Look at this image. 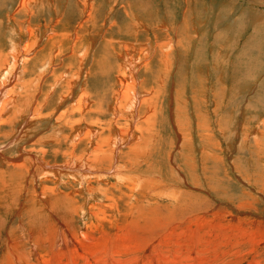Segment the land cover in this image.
Here are the masks:
<instances>
[{
	"label": "bare ground",
	"instance_id": "6f19581e",
	"mask_svg": "<svg viewBox=\"0 0 264 264\" xmlns=\"http://www.w3.org/2000/svg\"><path fill=\"white\" fill-rule=\"evenodd\" d=\"M42 2L43 0H19V6H22V9L19 10L18 14L23 13L29 15V17H35L37 13L42 12ZM89 15L91 18L90 13ZM10 22L15 24L14 21ZM10 24L9 30L11 29L13 34L14 25ZM47 28H44L46 31L43 32L38 27L36 33L34 30L30 32L31 28L29 30L27 28L28 40L23 47L19 48L20 55H18L19 51L15 50V44H9L8 53L0 50V133H5L2 135L5 142L9 141L10 138L19 141V136L16 135L17 131L20 134H27L30 124L41 119L50 118L42 114V102L36 104V101H30L29 104H26V110L23 112L25 105L19 103L20 99L24 100L26 96H30L31 92L29 90L17 94L15 92L16 82L13 83V80H18L23 76V68L27 67L33 60V55L38 54L37 50L40 53L43 52L46 44L49 45L50 43L51 48L48 50L53 49V53L56 51L57 55L55 54V57L63 53L62 50L59 52V48L62 46L64 35H57L53 28ZM9 37H12V35H9ZM43 40H45V43L41 46ZM39 43L41 44L39 45ZM79 43L80 41L76 40L73 52H75V48ZM90 46L88 44L87 47H84L85 53L81 58L70 53L74 55L79 72L76 73L78 70L72 69V67H75L71 64L63 69L67 76L60 74L54 80L57 82L63 81L64 84L61 88L66 90L65 95L61 94L59 105L64 101H74L69 108L70 112H66L68 109L61 114H56V116L52 114V118L56 117L54 119L56 130L64 128L65 132L68 133L65 137H63L64 132L60 135V139L65 138V143L70 141L69 146L72 148L69 152H64L65 155H62L65 160L63 164L68 166L50 165L45 160V149H42L44 151L38 149V153L33 151L34 155L30 153L31 150L24 151L20 149L15 157L10 156L8 158L9 162L12 163V166L7 168L9 175L4 172L0 175V199L2 200L0 207L12 212L16 209L14 207L17 203V208L20 207L18 201L22 199L23 194L28 198L25 207L22 209L24 213L23 223H19V227L15 229L16 232L10 231L11 234H5V239L2 240L3 245L0 244L2 246L0 264H230L231 259L226 260L228 256L232 258L233 264H240L242 262V249L245 248L244 244L246 242L250 243L248 241H254L257 238L255 241H261L264 245V222L257 221L255 215L249 210L257 207V200L247 192H244V196L247 197L245 200H242L238 195H234V202L227 201L230 208L234 207L236 214L225 207H220L217 204L211 206L208 203L206 197L209 193H214L213 190L217 188L214 180L219 177L215 171L209 170L208 164L216 165L220 163L221 168L227 167L220 158L213 154V150H216L215 146L218 143L212 137V132L208 127L209 120L206 121L205 114L193 112L195 119L193 129L192 122H189L187 117L183 116V111L178 104L172 113V120L174 118L173 122L176 129L174 149L177 148L179 154L182 153L183 167L171 164L174 163L172 157H170L171 152L167 155L171 167H168L166 175L162 174L158 168L155 170L156 166H153L154 171L151 170L152 165L149 161H152V151L155 154L157 142L159 141V134L156 131V119L159 114L157 101L161 95L158 93L160 90H157L158 87H156L158 83L155 84L157 89L154 88L152 96L146 97V95L148 96V89H143L142 86L143 91L138 89L139 85L137 86L138 81L135 77V71L142 64L141 59L134 64L127 50H123L124 54L122 53V56L117 57L119 64L116 62L111 63V66L114 67L113 71L117 72L120 78L119 84L121 87V90H118L119 94L114 95L116 102L119 100L120 103L116 105L117 108L114 109V112H112V108L110 109L112 120L109 123L106 122V124L98 121L85 124V109L88 103L92 101L90 100L92 96L84 89L81 94L80 91L78 92L79 95L74 97L72 87L75 89L82 81L81 75L84 76L85 74L83 73L85 69L83 65L84 57L88 55ZM34 50H36V53H34ZM81 50L78 47L76 52ZM104 53L100 65L103 64V61L104 64L100 69L107 71L110 65H108L110 56ZM167 57L163 62L161 60L159 62L160 68H163V70L167 66ZM44 60L34 66L41 68L39 72L44 70ZM50 60L46 61L48 65L51 64ZM95 63L96 67H99L97 60L94 61ZM21 65L23 68H20ZM90 71L91 69L89 74ZM148 73L150 74V72ZM165 73L169 74L168 71H165ZM122 80L125 81L122 82ZM33 81L34 79L25 83L23 79L21 87L26 86L24 90H27L28 86H32L30 83ZM35 93L32 95H35ZM69 94L72 95L68 99ZM32 95L30 98H32ZM179 101L181 102V100ZM58 109L60 110L61 107ZM99 110L101 111L99 115L107 113V110L102 107ZM10 112H12L11 115ZM29 113L31 117L27 118L28 120H21L28 117L27 114ZM75 114H78V119H75ZM246 122L247 119L244 120L242 126H245ZM261 126L263 127L262 130L257 131V129H254L249 135L248 133H242L240 137H242L241 144L247 147L246 141L253 134L251 141H254L256 155L264 158V121H262ZM188 127L196 133L198 138L200 147L196 151L198 153V167L202 170V172L200 171L201 175L195 167L191 153H187V147L191 145L190 134L188 135L186 132ZM219 131L222 134V131ZM43 140L46 142V139ZM230 140L234 141V138L231 137L228 141ZM44 141L38 140V143ZM85 141L87 145L89 144L88 148L90 147V150L86 149L84 152L76 154L74 148H77L81 143L83 145ZM249 147L251 146L249 145ZM125 149L127 150L124 151ZM0 150L2 151L1 148ZM185 151L186 154L183 155ZM190 152H192V149H190ZM225 154L227 153L225 152ZM138 162L140 163L137 164ZM26 165H30V168L34 169L30 172H24ZM141 165L149 166L142 172L139 168ZM228 165L238 175L237 177L240 179L238 181H243L242 175L237 171L238 167ZM158 167L160 168V166ZM213 169L215 170V168ZM32 171L40 172V180L38 185L34 184L38 189L28 191L25 185H22V182H27L26 177L30 176ZM225 172L227 171H223V176L229 178L230 175ZM52 173L53 175H51ZM47 175H50L51 179L53 177L54 181L56 179V183L50 178L48 180ZM65 176L69 178L72 176L76 178V181L79 180L78 186L79 188L81 186L83 190L85 188V195L79 193L78 189H74L73 186H69L70 189L63 188L64 191L60 185H64L62 178ZM228 178L221 179L228 181ZM111 179L119 182V186L110 184L108 188ZM219 181L222 180L219 179ZM243 185L248 192L254 193L249 188V184L243 183ZM193 193L195 195L191 199ZM114 195H117V197ZM10 198L13 201L7 200ZM98 198L103 200L101 204ZM145 199V204H141V200ZM91 200H97V202L94 204L87 203V201L93 202ZM156 200L165 202L166 209L163 210V206L159 209L156 208L155 205L158 202ZM152 201L154 203H152L151 208L150 203ZM171 203H174L172 209L168 207ZM119 205L123 206L121 210L117 209ZM225 206L227 207V204ZM214 209L217 211L211 212ZM19 210L21 214V209L19 208ZM240 211L249 212L250 214L243 213L244 218L240 221L238 219ZM78 213H87L92 217L91 220L97 224L88 222L83 231L78 232L76 226ZM109 213L115 215V217L112 215L113 221L110 223L109 221L112 219H109ZM132 213L136 214L131 219ZM104 223H107L108 226ZM2 233L4 232H2L0 223V234ZM248 253L252 254L254 251L249 250ZM254 259L252 258L249 264H260L259 258L258 262H255Z\"/></svg>",
	"mask_w": 264,
	"mask_h": 264
},
{
	"label": "rangeland",
	"instance_id": "374dc122",
	"mask_svg": "<svg viewBox=\"0 0 264 264\" xmlns=\"http://www.w3.org/2000/svg\"><path fill=\"white\" fill-rule=\"evenodd\" d=\"M18 2L19 0H0V50L8 53L9 44H15V50L17 49V52L19 51L18 55H20L19 48L23 47L28 40L27 28L28 30L31 28L30 32L32 30L35 32L40 27L44 32L46 31L44 28L48 27L47 29L53 28L57 35H64L62 46L59 48V52L62 50L63 53L55 57L54 55H57L56 51L53 53V49L48 50L51 48L49 43V45L46 44L42 53L37 50L38 54L33 55V60L27 67L23 68L22 65L20 66V68L24 69L23 76L18 80H13V83L16 82L15 85H17L15 92L21 94L30 90L31 96L36 91L32 98L26 96L24 100L20 99L19 103L25 105L23 112L26 110V104H29L30 101H36V104L37 102H42V114L50 118L41 119L30 124L27 134H20L17 131L16 135L19 136V141L10 138V140L8 139L9 141L5 142L2 136L5 133H0V148L2 149V151L0 150V175L3 172L9 175L7 168L11 167L12 163L9 162L8 158L10 156L15 157L20 149L24 151L31 150V154H33V151L37 152L38 149L40 151L45 149V160L50 165L57 164V166L67 167L68 165L63 164L65 160L62 155L64 152H69L72 148L69 146L70 141L65 143V138L60 139V135L64 132L63 137H65L68 133L65 132L64 128L56 130L54 119H56V114H61L68 110L74 101H64V104L61 103L62 106L59 105L61 94L65 95L66 90L61 88L64 84L63 81H59V83L54 81L55 78L59 77L60 74L65 76L66 73L63 69L71 64L75 67H72V69L78 70L76 73L79 72L72 54H75L76 57L77 55L80 58L83 57L85 53L84 47L90 44L88 55L84 57L83 65L85 69L83 73L85 74L84 76L81 75V83L75 89L72 87L74 90L72 91L75 94L74 97L79 95L78 92L80 91L81 94L84 89L92 96L90 99L92 101L88 103L85 109V124H91L95 121L102 124L109 123L112 120L111 113L117 108L116 105L120 103L119 100L116 102L114 95L119 94L118 90H121L120 78L117 72L113 71L114 67L111 66V63L116 62L119 64L117 57L119 55L122 56L124 54L123 50L126 49L134 64L139 62L140 59L142 62L138 70L135 71V77L138 81L137 86L139 85L138 89L143 91L141 86L143 89H148V96L146 95V97H149L152 96L154 88L157 89L156 87H158L157 90H160L158 93L161 94L157 101L159 114L156 119V131L159 134V141L157 140V151L155 154L152 151V161H149L150 165H152V168L150 167L151 170L155 168L157 170L158 168L162 174L166 175L168 167H171L167 160V155L171 152L172 155L170 157L174 161L171 164L183 167L182 153L180 152L179 154L178 150H176L177 148L174 149L176 143L174 133H176V129L173 122L174 118L172 120V113L178 104L183 111V116L187 117L189 122H192L193 129L194 113L202 112L205 114L206 121L208 122L209 120L208 127L212 132L213 139L218 143L215 146L216 150H213V154L227 165H225L227 168H221L220 163L216 165L208 164L209 170L215 171L217 176H219L214 180L217 187L213 190L214 193H209L206 197L208 203L211 206L217 204L220 207H225L233 214H236L234 207L230 208L227 201L234 202L237 195L242 200H245L247 197L244 196V192H247L257 200V207L249 210L255 215L257 221L264 222V158L256 155L257 151L254 148V141H251L253 134L246 141L247 147L241 144L242 137H240L242 133H248L249 135L254 129H257V131L263 129L261 124L264 121V0H86V3L85 0H43L41 3L43 5L41 7L43 8L42 12L37 13L35 17H29V15L23 13L19 15L18 12L22 9V6H19ZM9 20L14 21L15 24ZM9 24L14 25L13 34L11 29L9 30ZM9 35H12V37H9ZM76 40L80 41V43L75 48V52H73ZM44 43L45 40L39 45L41 44L42 46ZM78 47L82 50L76 52ZM103 52L110 56V60H108V65H110L107 71L100 69L104 64L103 61V64L100 65ZM34 53H36V50H34ZM164 55L168 56L167 66L164 67V70L168 71L169 74H166L163 68H160V60L163 62L166 58ZM48 59H51L50 65L46 62ZM43 60L45 61L44 70L39 72L41 68L34 66L38 63L40 64ZM96 60L99 62V67H96V63L94 64ZM88 69H91L90 74ZM42 73L44 74L42 75ZM23 79L25 83L34 79L30 83L32 86H28L27 90H24L26 86L21 87ZM124 81L122 80V82ZM61 84L62 86H60ZM155 84H157L156 87ZM37 86L39 87L37 88ZM35 88L37 89L35 90ZM71 95L69 94L67 98L69 99ZM32 104L34 106L33 102ZM59 107L62 109H60L61 112L58 109ZM101 107L107 110V113L104 111L106 114L99 115L101 112L99 108ZM97 109L99 111H94ZM70 111L69 109L66 112ZM9 114L11 115L12 112ZM52 114L55 115L54 118H52ZM27 115L28 117L21 120H28L27 118L31 116L30 113ZM74 117L78 119L79 116L75 114ZM245 119H247L246 125L242 126ZM182 121L184 122L183 119ZM20 125L22 126L21 123ZM219 130L222 131V134ZM186 132L188 135L190 134L191 143L187 147V153H191L195 167L200 174L202 170L198 167V153L196 151L200 147L198 138L190 127L187 128ZM231 137L234 138V141H228ZM43 139L48 142L46 143ZM38 140L44 142L38 143ZM88 146L89 144L87 145L86 141L83 142V145L81 143L77 148H74L75 153L84 152L86 149L90 150ZM245 147L246 149H244ZM249 148L251 149L250 151ZM190 149H192V152H190ZM224 149L227 154H225ZM243 150H246L245 153ZM184 154H186V151L183 152ZM235 161L238 162L236 163ZM239 163L242 164L240 165ZM228 164L238 167L237 171L242 175L243 181H238L240 180L237 177L238 175L232 171ZM52 166L54 167L55 165ZM148 166L141 165L139 168L144 172ZM153 166L156 167L153 168ZM30 167V165H26L24 172H30L34 169ZM211 167L215 168V170ZM224 170L227 171L225 172L226 174L230 175L229 178L227 177L228 181L221 179H227L223 176ZM39 175L40 172L32 171L31 175L26 177L27 182H22V185H25L28 191H35L38 188L34 184L38 185ZM49 178L51 179L50 175L48 180ZM63 178L62 183L64 185H60L62 189H70L69 186H73L74 189H78L79 193H85V188L83 190L81 186L80 188L78 186L79 180L76 181V178L72 176ZM219 179L222 181L220 182ZM51 180L53 182L56 181V179L54 181L53 177ZM243 183L249 184V188L254 193L248 192ZM110 184L119 186L120 183L111 179L108 188ZM194 195L195 193L192 194L191 199ZM114 196L117 197V195ZM7 200L11 201L12 199ZM20 200L18 202L20 203L21 214L19 208H17L18 203L14 207L16 209L12 212L0 207V223L2 232H4L0 234L1 245H3L2 240L5 239V234H11L12 232L10 231H15L19 227V223H23L24 213L22 209L25 207L28 198L23 194ZM98 200L100 204L103 202L101 198H98ZM91 201L93 202L87 201V203L94 204L97 202V200ZM145 201L146 199L141 200V204H145ZM158 202L155 207L159 209L163 206L162 209L164 208L163 210H165V202ZM0 203H2L1 199ZM152 203L154 202L150 203L151 208ZM225 204H227V207ZM173 206L174 203H171L168 207L172 209ZM122 208L123 206L119 205L117 209L121 210ZM213 211L216 212L217 210H211V212ZM240 212L238 214L239 220H243V213L250 214L249 212ZM134 214L136 213H132L131 219ZM112 215L115 217L113 213L108 215L110 216L109 219H112L109 223L113 221ZM91 219L92 217L87 213H78L76 218L78 232L83 231L88 222L97 224ZM104 224L108 226L107 223ZM256 239L254 241L251 240L253 242L248 241L250 243L246 242L244 244L245 248L242 249L241 253L242 264H249L252 258H255V262H258L259 258L260 264H264L262 262L264 261V245H262L261 241H255ZM1 245L0 257L2 255ZM249 250H253L254 253H248ZM230 259V264H233L230 256L226 258V260Z\"/></svg>",
	"mask_w": 264,
	"mask_h": 264
}]
</instances>
